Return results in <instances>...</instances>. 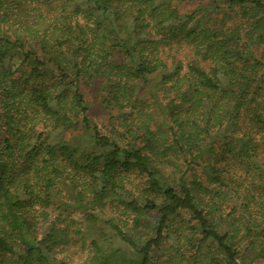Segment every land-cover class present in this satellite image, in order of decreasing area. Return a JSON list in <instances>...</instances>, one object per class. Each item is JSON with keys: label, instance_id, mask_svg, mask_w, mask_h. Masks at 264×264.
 <instances>
[{"label": "trees", "instance_id": "16d2710c", "mask_svg": "<svg viewBox=\"0 0 264 264\" xmlns=\"http://www.w3.org/2000/svg\"><path fill=\"white\" fill-rule=\"evenodd\" d=\"M258 260L264 0H0V264Z\"/></svg>", "mask_w": 264, "mask_h": 264}, {"label": "rangeland", "instance_id": "374dc122", "mask_svg": "<svg viewBox=\"0 0 264 264\" xmlns=\"http://www.w3.org/2000/svg\"><path fill=\"white\" fill-rule=\"evenodd\" d=\"M192 7H194V5L189 4L187 7H185V10H190V8H192ZM177 57L178 58H181V54H178ZM90 99H91V102L93 104V108L91 110V117L95 121H98L100 124H104L105 121H106V118H107L106 112L103 111L102 108L97 105V101H96V98L94 96H91ZM156 115L158 116V113H156ZM157 119H158V121H160V117L159 116H158ZM103 131L105 132V130H103ZM135 182H137V180ZM250 183H251V181H250L249 178H244L243 181L241 182L242 188L243 189H247V190L251 189V184ZM241 250L243 252V249H241ZM249 253H250L249 251H247L246 249H244V254H246L248 256ZM239 262L240 261L238 260V263ZM255 264H264V260L255 261Z\"/></svg>", "mask_w": 264, "mask_h": 264}]
</instances>
